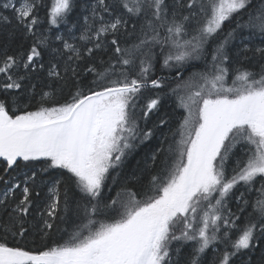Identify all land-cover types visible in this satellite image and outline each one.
Wrapping results in <instances>:
<instances>
[{
    "label": "snow or ice",
    "instance_id": "snow-or-ice-1",
    "mask_svg": "<svg viewBox=\"0 0 264 264\" xmlns=\"http://www.w3.org/2000/svg\"><path fill=\"white\" fill-rule=\"evenodd\" d=\"M0 264H264V0H0Z\"/></svg>",
    "mask_w": 264,
    "mask_h": 264
},
{
    "label": "trees",
    "instance_id": "trees-1",
    "mask_svg": "<svg viewBox=\"0 0 264 264\" xmlns=\"http://www.w3.org/2000/svg\"><path fill=\"white\" fill-rule=\"evenodd\" d=\"M152 95H153V93H152L151 90H146V91L142 94V97H141V103H142V104H143V103H146L147 100H148L149 98H151ZM77 223H78V224H86L87 221H86V220H82V221H78ZM62 227H63V226H62ZM69 231L71 232L72 229H69ZM66 238H67V237H65V239H66Z\"/></svg>",
    "mask_w": 264,
    "mask_h": 264
},
{
    "label": "rangeland",
    "instance_id": "rangeland-1",
    "mask_svg": "<svg viewBox=\"0 0 264 264\" xmlns=\"http://www.w3.org/2000/svg\"><path fill=\"white\" fill-rule=\"evenodd\" d=\"M231 83V80L229 81V84Z\"/></svg>",
    "mask_w": 264,
    "mask_h": 264
}]
</instances>
